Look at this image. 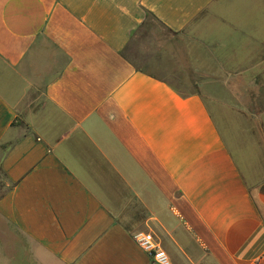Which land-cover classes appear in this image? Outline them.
I'll return each instance as SVG.
<instances>
[{
	"label": "crops",
	"instance_id": "obj_1",
	"mask_svg": "<svg viewBox=\"0 0 264 264\" xmlns=\"http://www.w3.org/2000/svg\"><path fill=\"white\" fill-rule=\"evenodd\" d=\"M150 19L211 82L264 71V0H0V264H159L141 233L168 264H264V112L134 64Z\"/></svg>",
	"mask_w": 264,
	"mask_h": 264
},
{
	"label": "rangeland",
	"instance_id": "obj_2",
	"mask_svg": "<svg viewBox=\"0 0 264 264\" xmlns=\"http://www.w3.org/2000/svg\"><path fill=\"white\" fill-rule=\"evenodd\" d=\"M182 40L183 38L173 37L162 26L150 19L144 25L143 32L139 34V37L131 40L124 52L134 64L165 79L180 92L198 91V84H210V89L217 95L216 99L219 101L217 110L223 112V109H227L235 120L242 121L243 117L240 114L246 116L247 112L252 110L264 112V71H238L237 73H244L246 76L241 79L233 77L227 84L224 82L225 78L217 83L211 82L214 77L195 73V68L186 53V44ZM204 65L203 68L214 70L212 61H206ZM237 73L234 70L229 71V74ZM243 82L246 84L243 85ZM215 118L219 129L231 146L225 133L223 120L217 115Z\"/></svg>",
	"mask_w": 264,
	"mask_h": 264
},
{
	"label": "built area",
	"instance_id": "obj_3",
	"mask_svg": "<svg viewBox=\"0 0 264 264\" xmlns=\"http://www.w3.org/2000/svg\"><path fill=\"white\" fill-rule=\"evenodd\" d=\"M139 246L147 251L149 255L159 264H168L166 256L160 245L154 241L148 233H141L136 236Z\"/></svg>",
	"mask_w": 264,
	"mask_h": 264
}]
</instances>
